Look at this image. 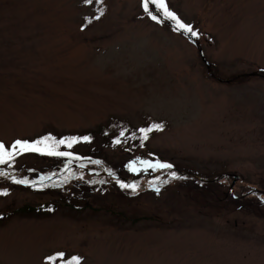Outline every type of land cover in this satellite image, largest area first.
<instances>
[{
    "label": "rangeland",
    "instance_id": "rangeland-1",
    "mask_svg": "<svg viewBox=\"0 0 264 264\" xmlns=\"http://www.w3.org/2000/svg\"><path fill=\"white\" fill-rule=\"evenodd\" d=\"M147 2L156 20L144 0H0L6 149L16 140L76 137L71 169L82 161L133 178L142 159L171 165L148 160L160 174L138 189L103 178L100 190L70 182L38 191L14 185L4 167L15 178L36 176L54 165L46 152L21 151L0 163V264H66L74 256L78 264H264V195L257 193L264 191V0H164L197 33L187 31L211 72L167 21L176 22ZM112 121L152 130L130 152L126 137L97 133ZM63 173L40 179L59 185ZM192 175L222 183L200 186L187 181ZM232 186L236 196L251 195L237 203ZM68 193L81 199L79 208ZM54 203L41 217L14 212Z\"/></svg>",
    "mask_w": 264,
    "mask_h": 264
},
{
    "label": "trees",
    "instance_id": "trees-1",
    "mask_svg": "<svg viewBox=\"0 0 264 264\" xmlns=\"http://www.w3.org/2000/svg\"><path fill=\"white\" fill-rule=\"evenodd\" d=\"M114 121L122 122L120 120H114ZM114 121H112L108 125L99 127L97 129V133L101 134L106 139H108V138L116 139L117 136L119 138L121 137V139L122 138L124 139V137H126L127 139L125 141V143H126L125 145H127V146L123 145V147H126L130 152H134V150L136 149L135 147H137L138 145H140L141 143L144 142V136L148 132L145 134V133H142L140 131V129L131 127L130 125L129 126L126 125V127H125V125H122L119 122L115 123ZM49 143H50V141H49ZM39 147H43V145H39ZM56 150L61 151V152H71L70 148H67V145L65 148H63V146L59 145ZM37 155L42 156L41 154H37ZM43 157L45 159H49L50 164H54V165H49L46 169L39 171L36 176L35 175L29 176V175L23 174V176L20 175L19 177L15 178V177L10 175L9 170L6 167H4L5 168L4 173L13 182L14 185L19 186L21 188L33 189V190H38V191L40 189H43L44 187H52V189H61V188L63 189V188H66V186H68V184L70 182H73L72 183L73 185H71V186L74 188H77L76 186L82 187L83 184H86L89 188L100 190L101 185L105 184L103 178H109V179H111V182H115L119 185H121V184L132 185L133 187H124L126 189L131 190L132 188H135V189L140 188L143 178L151 179L153 181L154 177L158 176V174H160L158 172L155 173V170L153 171L151 168L148 169V166L151 165L149 163V161H150L149 158L142 159V163H140V164H135V167H133L134 168L133 170H136L138 172V174H137V172L134 173L133 178H128V177L122 178L123 177L122 175L117 177L116 176L117 173H115L114 171H110V169H108V168H105L103 173H99L100 170L97 171V169H95V168H90V167L87 168L85 166L86 164H84L82 161H79L80 163L78 162L80 164L78 167H80L81 169H71V168H69L71 162L70 161L68 162V160H69L68 156H55V155L45 154V155H43ZM98 161L103 162L102 159H100ZM144 161H147L148 163L145 164V163H143ZM7 163L10 164V161H7ZM152 164L155 165V164H165V163H162L161 161H157V162L152 163ZM106 167H109V166L106 165ZM61 172H64V173L60 177L59 185L54 183V181H52L50 183H41V184H37V185H20L19 183L16 182L17 181L16 179H18V180H27L28 182L34 183V182L42 180V179H40L41 177H43L41 175H49V177H50V175H54V174L56 175V174L61 173ZM160 172H164V171H160ZM111 173H113L112 176H111ZM187 177H188L187 181L189 179H190V181L193 179H195V180L198 179L197 181L199 182L200 186H206L210 183H215V184L216 183H218V184L222 183L221 180L216 181V179H214L213 181L207 182V181L202 180L201 178L193 177V175L187 176ZM181 180H184V181H181ZM185 181H186V179L184 176L180 177V179L177 180V182H185ZM2 191L3 190L0 188V194H2ZM67 195L68 196L66 197V199H67L68 204L71 205L74 209L79 208V205L77 204V202L81 201V199L76 200L73 197H69V195H70L69 193ZM230 198L233 199V201H236L237 203H239L240 200L243 201L245 199L244 198V199L237 200L233 196H231ZM63 199H65V198H63ZM56 209H57V207L55 206V203L52 204L51 208L48 205H44V204H37V205L24 204L22 207L16 209L14 212L16 214L18 213L20 215L40 216L41 217L43 215L49 214L52 210H56ZM0 219H2V218L0 217Z\"/></svg>",
    "mask_w": 264,
    "mask_h": 264
},
{
    "label": "snow or ice",
    "instance_id": "snow-or-ice-1",
    "mask_svg": "<svg viewBox=\"0 0 264 264\" xmlns=\"http://www.w3.org/2000/svg\"><path fill=\"white\" fill-rule=\"evenodd\" d=\"M92 0H85V3H91ZM151 3L155 4L156 10L160 11L163 10V14L165 17H168L176 22V25L178 28L184 29L185 31L190 32L193 36H196L197 33L192 31L191 26L183 24L179 21V19L175 16L174 13L168 10L164 0H151ZM145 11L148 12V14L151 16L153 20H156L158 17L157 15L153 14L148 7V2L145 0L144 3ZM153 127L159 128V125H153ZM151 128H143L140 129L142 133H147L151 131ZM146 139V135L144 136ZM84 140H88L89 137L85 136L83 137ZM77 140L76 137H72L68 139L67 141L64 139L55 140L54 137L51 136H45L39 140L33 141L32 143H29L28 141H21L16 140L10 148L6 149L3 142H0V163H6L7 161H11L14 159L15 155H19L21 151H39V152H46L49 155H55V156H68L71 157L73 154L71 152H61L57 151L59 145L66 144L67 147L71 148L72 144L75 143ZM51 141V143H47ZM39 145H43V147H38ZM143 163L147 164V161H144ZM154 167H161V168H170L171 165L168 164H157L154 165ZM173 175H175L173 173ZM17 183H28L27 180H19L16 181ZM121 187H133L132 185H124L121 184ZM159 191V189H157ZM63 253H57V257H63ZM55 257H49V260L54 259ZM79 258L78 257H71L66 264H78Z\"/></svg>",
    "mask_w": 264,
    "mask_h": 264
},
{
    "label": "water",
    "instance_id": "water-1",
    "mask_svg": "<svg viewBox=\"0 0 264 264\" xmlns=\"http://www.w3.org/2000/svg\"><path fill=\"white\" fill-rule=\"evenodd\" d=\"M144 3H145V0H144ZM167 22L169 23V25L172 26V28H173L176 32H178V33L184 35L185 37H187L190 41H192V42L198 47V50H199V53H200L201 59H202L203 62L206 64V66H207V68H208V71L211 72L212 70H211V68H210V65H209L208 61H207L206 58H205V55H204V53H203V50H202V47H201L200 43H199L198 41H196L195 38H194L190 33H188L187 31H185L184 29L178 28L177 25H176L175 23H173V22H171V21H167ZM256 74H257L256 72H252V73H249V74H247V75H248V76H254V75H256ZM211 75L214 76L213 73H211ZM241 76H243V75H239V76H237V77H241ZM225 82H228V83H229V82H231V80L229 79V80H226ZM50 180H51V178H48V179H46L45 181H40V182H37V183H20V184H24V185H36V184H40V183H43V182H46V181H50ZM217 180H218V179H217ZM230 194L232 195V187L230 188Z\"/></svg>",
    "mask_w": 264,
    "mask_h": 264
},
{
    "label": "flooded vegetation",
    "instance_id": "flooded-vegetation-1",
    "mask_svg": "<svg viewBox=\"0 0 264 264\" xmlns=\"http://www.w3.org/2000/svg\"><path fill=\"white\" fill-rule=\"evenodd\" d=\"M250 195H251V193L250 192H247V193L241 194V196H237L235 199H237V200L244 199V198L249 197Z\"/></svg>",
    "mask_w": 264,
    "mask_h": 264
}]
</instances>
